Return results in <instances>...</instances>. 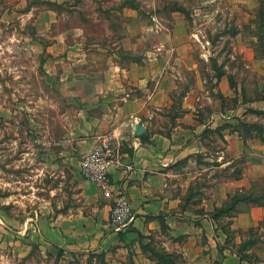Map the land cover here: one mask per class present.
I'll list each match as a JSON object with an SVG mask.
<instances>
[{"label": "crops", "instance_id": "0c3cea01", "mask_svg": "<svg viewBox=\"0 0 264 264\" xmlns=\"http://www.w3.org/2000/svg\"><path fill=\"white\" fill-rule=\"evenodd\" d=\"M177 26L172 36L181 29ZM168 48L167 54L150 53L143 62L122 61L112 51L101 62L76 56L69 72L65 59L56 61L60 72L50 75L70 99L66 113L60 114L66 138L53 137L43 144L45 167L51 164L60 178L58 197L40 203L38 216L20 224L21 235L69 252L102 254L108 264H158L156 252L179 256L183 264L247 263L226 245L220 225L224 218L213 213L235 193L264 183L262 137L235 128L251 109L264 111L263 101L222 109V97L234 93L222 77L215 78L219 86L207 90L202 82L190 86L174 111V94L184 79L177 65L185 60L169 54L188 46ZM196 64L185 65L191 69ZM139 123L144 131L136 134ZM106 133L119 145L109 167L112 194L81 173L83 155ZM238 159L244 167L237 174L234 168L226 176L220 174ZM118 190L127 194L137 215L125 231H116L110 222ZM227 222L230 230L263 228L264 206L241 202ZM2 224L0 215V241Z\"/></svg>", "mask_w": 264, "mask_h": 264}, {"label": "rangeland", "instance_id": "374dc122", "mask_svg": "<svg viewBox=\"0 0 264 264\" xmlns=\"http://www.w3.org/2000/svg\"><path fill=\"white\" fill-rule=\"evenodd\" d=\"M178 6L181 11H175ZM259 10L264 12V0H0V215L5 220L0 264H108L102 254L65 251L18 232L22 222L38 216L44 199L58 197L60 178L51 164L45 167L43 144L66 138L60 114L69 107V95L63 96L60 82L50 75L60 72L58 59L66 60L69 72L76 56L101 62L112 51L122 61L143 62L150 53L167 54L173 44L187 45L186 51L169 54L185 60L177 65L184 79L174 94V111L190 86L202 82L207 90L219 86L214 81L222 77L234 92L222 97V109L238 102L264 104ZM174 25L181 29L172 36ZM161 44L166 48H158ZM194 62L196 67L186 68ZM235 128L259 136L264 113L248 112ZM243 167L238 159L220 174L231 168L237 174ZM263 189L264 183L256 182L254 190ZM226 223L224 218L220 225L229 230ZM261 227L230 230L226 239L240 244L255 238L262 244L248 253L264 261Z\"/></svg>", "mask_w": 264, "mask_h": 264}, {"label": "built area", "instance_id": "2783aa9c", "mask_svg": "<svg viewBox=\"0 0 264 264\" xmlns=\"http://www.w3.org/2000/svg\"><path fill=\"white\" fill-rule=\"evenodd\" d=\"M119 145L112 134L106 133L99 137L98 143L81 159V173L85 179L93 181L107 194H112V184L109 177V167L116 160ZM127 194L118 190L114 195V205L111 209L110 222L116 231L128 230L136 221Z\"/></svg>", "mask_w": 264, "mask_h": 264}, {"label": "trees", "instance_id": "16d2710c", "mask_svg": "<svg viewBox=\"0 0 264 264\" xmlns=\"http://www.w3.org/2000/svg\"><path fill=\"white\" fill-rule=\"evenodd\" d=\"M174 4H177L176 2H173ZM182 6H178L175 9V11H181ZM261 8H263V5L260 6ZM260 8V9H261ZM259 18L261 23L259 24L260 30L264 29V16H262L264 14V12H261L259 10ZM263 13V14H262ZM262 14V15H261ZM261 39H263L262 33L259 36ZM261 53H262V57L264 58V44H262L261 46ZM184 95V94H183ZM174 106V104H173ZM252 112L256 113V114H263L264 111H260V110H254L251 109ZM238 130H240L242 132L241 129L236 128ZM243 133V132H242ZM257 135V134H256ZM251 136H255V134H251ZM259 136L262 137V140L264 141V130L260 131ZM241 202H247V203H252L255 205H259V206H264V189L260 192H256L255 190L253 191H248V192H237L235 193L233 196H230L229 199L224 203V205L220 208H217L213 215L215 217L218 218H230L232 217L238 207V204ZM229 224V222L226 223V225ZM225 233H229L230 229L227 230L226 226L223 228ZM226 229V230H225ZM253 228H251L252 230ZM226 245H232L234 246L233 248L240 254V257L242 260L246 259L248 261H250L252 264H264V261L260 260L259 257L254 256L255 258H253V255L251 253H248L249 249L252 247V245L256 244V239L254 238H249L248 240H245L244 242H241L240 244H233V242L229 241L228 238L226 239ZM231 242V243H230ZM230 245V246H231ZM157 256V263L158 264H178L177 263V258L176 255L174 254H170L167 252H156L155 254Z\"/></svg>", "mask_w": 264, "mask_h": 264}, {"label": "water", "instance_id": "95a60500", "mask_svg": "<svg viewBox=\"0 0 264 264\" xmlns=\"http://www.w3.org/2000/svg\"><path fill=\"white\" fill-rule=\"evenodd\" d=\"M143 131H144V126H143L142 123H139V124L136 126V130H135V132H136V134H141V133H143Z\"/></svg>", "mask_w": 264, "mask_h": 264}]
</instances>
